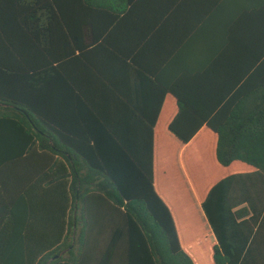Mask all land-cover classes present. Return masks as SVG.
I'll use <instances>...</instances> for the list:
<instances>
[{
	"label": "trees",
	"instance_id": "16d2710c",
	"mask_svg": "<svg viewBox=\"0 0 264 264\" xmlns=\"http://www.w3.org/2000/svg\"><path fill=\"white\" fill-rule=\"evenodd\" d=\"M0 143L24 264H264V0H0Z\"/></svg>",
	"mask_w": 264,
	"mask_h": 264
},
{
	"label": "crops",
	"instance_id": "0c3cea01",
	"mask_svg": "<svg viewBox=\"0 0 264 264\" xmlns=\"http://www.w3.org/2000/svg\"><path fill=\"white\" fill-rule=\"evenodd\" d=\"M29 169H39L38 153L9 158L0 143V264H24V204L40 200L48 204L49 195L44 191L48 174L27 175ZM9 205L13 207V217L9 216Z\"/></svg>",
	"mask_w": 264,
	"mask_h": 264
}]
</instances>
